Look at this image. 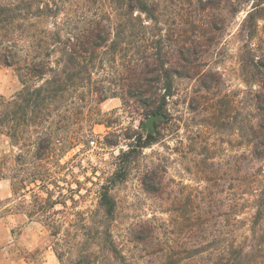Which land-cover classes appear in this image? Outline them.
<instances>
[{"label":"trees","instance_id":"1","mask_svg":"<svg viewBox=\"0 0 264 264\" xmlns=\"http://www.w3.org/2000/svg\"><path fill=\"white\" fill-rule=\"evenodd\" d=\"M241 11L252 46L264 0H0V65L22 84L10 97L0 94V135L17 149L10 172L0 157V181L10 179L16 211L47 216L38 221L60 264H134L117 242L115 223L85 217H113L110 192H101L86 214L77 209L83 195L61 182H69L60 175L63 157L92 132L82 123L86 114H99L102 102L119 97L146 116H160L153 130L136 137L140 148L157 142L175 79L206 75L210 49ZM260 50L251 47L246 55L259 73ZM260 85L247 127L251 148L227 162L239 185L225 203L215 200L221 191H198L199 200L176 196L171 229L153 220L129 227L146 264H264V80ZM156 174L151 171L154 187L146 180L145 186L162 196L167 191ZM71 211L79 218L55 217Z\"/></svg>","mask_w":264,"mask_h":264},{"label":"rangeland","instance_id":"2","mask_svg":"<svg viewBox=\"0 0 264 264\" xmlns=\"http://www.w3.org/2000/svg\"><path fill=\"white\" fill-rule=\"evenodd\" d=\"M245 16L246 11H241L229 27H224L222 38L205 59V76L175 79L173 95L167 99V113L162 122L157 121V142L140 148L136 137L153 130L149 126L151 115L124 105L119 97H111L101 103L99 114H86L82 123L91 125L89 139L72 148L61 161L66 170L60 175L69 180L67 184L61 182L83 195L77 209L87 214L97 208L101 192H110L116 214L105 217L89 212L85 217L115 223L117 242L134 264L146 262L131 242L129 227L153 220L171 229L176 196L199 200L202 195L198 191H221L215 200L225 203L239 185L226 169L227 162L234 153L251 148L249 115H255L254 94L261 88L260 80H264V70L259 73L246 63L251 47L260 46L258 54L264 52V21H259L250 46V28L242 27ZM21 87L16 72L0 65V94L10 97ZM106 141L117 144L107 145ZM16 154L8 137L0 135V157H6L8 172L14 167ZM155 169L156 180L162 179L167 191L162 196L146 189L154 187L151 171ZM17 197L12 193L10 179L1 180L0 264H60L48 231L38 221L47 216L30 217L16 211ZM4 209L10 210L3 213ZM248 215L249 211L244 214ZM55 217L79 218L73 213Z\"/></svg>","mask_w":264,"mask_h":264},{"label":"water","instance_id":"3","mask_svg":"<svg viewBox=\"0 0 264 264\" xmlns=\"http://www.w3.org/2000/svg\"><path fill=\"white\" fill-rule=\"evenodd\" d=\"M158 118H160V116H158V115H151L150 121H149V126L151 128H154V121H155V119H158Z\"/></svg>","mask_w":264,"mask_h":264}]
</instances>
